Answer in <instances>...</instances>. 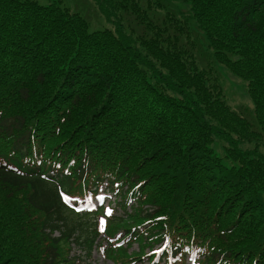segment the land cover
Returning a JSON list of instances; mask_svg holds the SVG:
<instances>
[{
	"label": "trees",
	"instance_id": "16d2710c",
	"mask_svg": "<svg viewBox=\"0 0 264 264\" xmlns=\"http://www.w3.org/2000/svg\"><path fill=\"white\" fill-rule=\"evenodd\" d=\"M92 2L0 0V264H264V0Z\"/></svg>",
	"mask_w": 264,
	"mask_h": 264
},
{
	"label": "rangeland",
	"instance_id": "374dc122",
	"mask_svg": "<svg viewBox=\"0 0 264 264\" xmlns=\"http://www.w3.org/2000/svg\"><path fill=\"white\" fill-rule=\"evenodd\" d=\"M42 2H45V0H39ZM67 1V0H66ZM70 4H72L74 9H82L84 10L85 14L87 15V18L91 21L92 25L94 27H99L101 22H100V16L99 13L97 12L94 3L92 0H68ZM217 70L220 74V77L222 79V84L223 88L225 90L226 97L229 101V103L234 107H248L250 108L252 106V101L250 100L249 96L247 95L243 81L236 77L234 74H232L224 65L221 64H216ZM222 155L221 153H219ZM225 163H228V159H223ZM100 189H103L104 191V186H102ZM108 198H111L110 194H107ZM118 198V197H116ZM115 198V200H116ZM114 200V203H115ZM92 202L95 206L99 204V201H95L92 199ZM107 202V199H105V203ZM129 209L127 208V212ZM116 212H119V210L116 208ZM122 214V213H120ZM123 235V231H121V234ZM115 237V236H114ZM113 237V238H114ZM104 247H99L97 250L96 248L93 249L92 254L89 258H87V261L90 262V264H123L122 262L116 261L115 254L112 252L110 257L105 256V248L108 247L106 246V243H102ZM113 248H118V247H113ZM128 252H136L138 250V244L136 242L130 243L128 245ZM157 248V246L154 247V249ZM148 251V248L145 249V252ZM74 253V251H71V254ZM149 253V251H148ZM128 257H124V260H126ZM119 259V258H118ZM148 261V259L144 256L140 260L134 261V264H145ZM187 264H193L191 261H188ZM196 264V263H194Z\"/></svg>",
	"mask_w": 264,
	"mask_h": 264
},
{
	"label": "snow or ice",
	"instance_id": "6c2138e0",
	"mask_svg": "<svg viewBox=\"0 0 264 264\" xmlns=\"http://www.w3.org/2000/svg\"><path fill=\"white\" fill-rule=\"evenodd\" d=\"M87 199L89 200V201H91V199H92V197L91 196H89V197H87ZM97 199L100 201V203H103L104 202V197L103 196H99V197H97ZM93 207H95V205H93ZM108 214L109 215H111L112 214V212H111V209H109L108 210ZM100 223H101V225H103L104 224V221H103V219H101V221H100ZM100 231H104V228L103 227H101L100 228Z\"/></svg>",
	"mask_w": 264,
	"mask_h": 264
}]
</instances>
